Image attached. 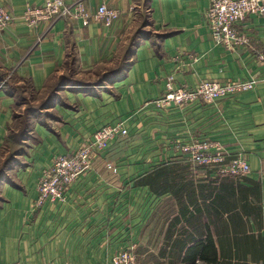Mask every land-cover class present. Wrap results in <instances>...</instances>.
I'll use <instances>...</instances> for the list:
<instances>
[{
	"label": "crops",
	"instance_id": "1",
	"mask_svg": "<svg viewBox=\"0 0 264 264\" xmlns=\"http://www.w3.org/2000/svg\"><path fill=\"white\" fill-rule=\"evenodd\" d=\"M78 1L87 20L33 32L23 15L46 0H0L14 19L0 30V264H111L125 250L137 264H264V15L236 26L250 42L230 51L209 31V0H63ZM101 5L118 11L110 26L91 19ZM249 80L253 90L210 104H153L169 82ZM25 90L37 105L56 99L26 114ZM119 124L127 136L63 201L35 205L55 156ZM194 141L218 144L227 162L244 157L250 173L192 163L178 145Z\"/></svg>",
	"mask_w": 264,
	"mask_h": 264
},
{
	"label": "built area",
	"instance_id": "2",
	"mask_svg": "<svg viewBox=\"0 0 264 264\" xmlns=\"http://www.w3.org/2000/svg\"><path fill=\"white\" fill-rule=\"evenodd\" d=\"M70 15L83 20L89 18L81 1L69 6L63 0H46L41 7H27L23 19L35 32L43 23L52 24L57 19ZM263 15L264 0H209L205 18L214 42L231 51L248 46L250 42L248 34L239 31L236 26L243 24L249 17ZM118 17V11L101 5L91 19L110 26ZM13 20V16L0 6V30L12 24ZM258 58L263 61L264 55L259 53ZM256 83L257 81L254 80L227 83L202 81L194 88L181 86L175 89L169 82L165 93L153 101V104L157 109H167L171 106L182 108L195 101L210 104L219 98L253 90ZM126 136L127 131L122 124L106 126L97 130L91 138L85 139L72 156H55L49 168L43 171L37 182L38 198L35 205L40 207L46 201H63L70 185L79 176L90 171L93 160L105 152L113 140ZM178 149L181 155L192 163L214 166L218 168L221 175L244 177L250 173L244 157L227 162L218 144L194 141L191 144L178 145ZM211 149L213 152L210 153ZM111 264H137V258L132 251L125 250L115 255L111 259Z\"/></svg>",
	"mask_w": 264,
	"mask_h": 264
},
{
	"label": "rangeland",
	"instance_id": "3",
	"mask_svg": "<svg viewBox=\"0 0 264 264\" xmlns=\"http://www.w3.org/2000/svg\"><path fill=\"white\" fill-rule=\"evenodd\" d=\"M20 98H21V101H23V103H25V105H26L25 108H24L26 114H28L30 112V110H33L35 112L38 111V108H35V107H38L40 105H37V103H35L37 98L35 96H32L30 92L25 90L24 92L21 93V97ZM17 128H18V126H17ZM15 132H16V130H15ZM10 141L11 142L14 141L12 137H10ZM8 145H9L8 146V150H9L8 155H9V153L12 151L13 148L11 147L12 143H8ZM12 156L13 155H11L9 157H12ZM4 158H8V157H6V155H5Z\"/></svg>",
	"mask_w": 264,
	"mask_h": 264
},
{
	"label": "trees",
	"instance_id": "4",
	"mask_svg": "<svg viewBox=\"0 0 264 264\" xmlns=\"http://www.w3.org/2000/svg\"><path fill=\"white\" fill-rule=\"evenodd\" d=\"M66 81L64 78H61L58 85H57V88L58 89H61L63 86L66 85ZM54 92H52L51 94H49L48 98L46 100L43 101V103L40 105L41 107H39L41 110H44V109H47L49 107H51L52 103L54 102V100L56 99V96L53 94ZM32 111V110H30ZM12 137V135H11ZM10 139V138H9ZM12 159V157H9L8 158V161L9 162L10 160ZM6 166H4L2 168V170H0V178L2 177L3 173L5 172L4 169H5Z\"/></svg>",
	"mask_w": 264,
	"mask_h": 264
}]
</instances>
